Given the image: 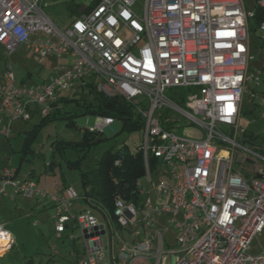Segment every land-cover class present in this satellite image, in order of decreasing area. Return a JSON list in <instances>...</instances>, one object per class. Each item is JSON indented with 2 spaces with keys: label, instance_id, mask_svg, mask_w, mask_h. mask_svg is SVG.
<instances>
[{
  "label": "built area",
  "instance_id": "1",
  "mask_svg": "<svg viewBox=\"0 0 264 264\" xmlns=\"http://www.w3.org/2000/svg\"><path fill=\"white\" fill-rule=\"evenodd\" d=\"M41 1L0 0V46L8 54L32 47L40 62L51 54L69 55L71 64L54 65L48 84L21 86L7 62L0 113L8 109L10 115L0 135L9 136L12 119L31 118L33 104L46 114L58 94L93 75L99 91L121 95L143 117L141 178L153 187L138 181V198L115 197L112 214L102 219L87 210L71 213L72 200L80 197L73 186L53 182V190L39 188L33 179L13 177L8 167L0 193L10 184L14 193L48 198L57 235L68 229L70 239L83 243L78 264H264V251L247 253L252 237L264 229V143L246 140L251 133L239 125L247 82L259 83L248 73L254 10L243 0H144L139 13L135 0H98L61 31ZM257 5L264 9V0ZM259 28L264 30V19ZM175 87L191 88L184 107L165 94ZM249 94L264 106V91ZM163 107L169 116L162 115ZM96 116L91 130L111 128L115 120ZM181 117L201 131L178 134L162 124ZM148 156L156 159L155 180ZM172 225L177 249L165 250ZM13 244L0 223V255Z\"/></svg>",
  "mask_w": 264,
  "mask_h": 264
},
{
  "label": "rangeland",
  "instance_id": "2",
  "mask_svg": "<svg viewBox=\"0 0 264 264\" xmlns=\"http://www.w3.org/2000/svg\"><path fill=\"white\" fill-rule=\"evenodd\" d=\"M92 0H42L41 6L44 12L52 19L55 27L61 31H65L70 25L74 13L68 6H77L82 10L84 6L91 3ZM246 9L255 10L257 0H243ZM144 0H135L134 9L141 13ZM249 31L250 59L248 61V73L258 76L259 83L253 79L247 82V89L243 95V111L241 113L240 126L247 132L257 137V143H264V116L261 112L264 110L263 105H258V98L251 99L249 91H255V95H259L264 91V30L254 28L251 25ZM48 34H42L44 40L48 38ZM54 39V37H53ZM55 40V39H54ZM69 55H47L43 62L38 61V54L33 51L32 47L27 48L25 45L19 46L11 54L0 46V83H3L2 73L6 69V63H10L17 85L30 86L33 84L50 83V74L54 65L71 64ZM69 90V89H68ZM72 89H70L71 91ZM74 90V89H73ZM65 92V91H64ZM67 92V91H66ZM165 94L169 97L170 92L167 90ZM58 115L55 119L44 122L33 136L31 130L34 124H38L41 120L39 114L40 106L32 105L33 114L28 120L15 118L11 123V133L9 138L0 135V177L4 168L8 167L12 170L17 168L15 178L33 179L37 187L52 189L53 182L61 183L65 181L67 185H71L77 192L82 189L80 171L89 170L96 164V159L101 157L102 152L112 146L125 143L127 147L134 148L143 143V130L127 131L121 130V121L114 120L110 127L103 128L102 141L96 143L86 152L72 146L79 140V130L84 128H92L97 120L94 114H83L78 106L73 103L67 106L60 104ZM70 111V112H67ZM162 115L169 116L170 109L163 107ZM49 112H52L49 111ZM52 114V113H51ZM72 114L71 119L74 120V126L66 124L67 120L64 115ZM74 114V115H73ZM178 122L169 120L170 126L177 125L174 129L178 134L197 135L201 130L199 126L189 124L185 119L180 118ZM162 124L166 127L164 121ZM226 134L233 136L226 126H222ZM21 132V133H18ZM26 140L25 138H29ZM240 140L239 137H237ZM68 142L71 146L55 148L52 150L53 141ZM26 149L23 150V145ZM244 144L250 145L249 142ZM75 145V144H74ZM30 148L31 150H28ZM34 151V153H33ZM79 159L75 168L69 166L68 160ZM50 161H53V167L47 168ZM14 168V169H13ZM47 168V169H46ZM154 180L157 179L153 174ZM146 179L141 178L139 183L146 188H152V185L146 183ZM1 186V179H0ZM6 193V195H5ZM5 193H0V223L4 224L14 238L12 247L0 255V264H20L25 258L32 257L36 264H78V257L82 258L83 243L80 239L74 240L64 236L57 237L53 232L52 216L55 207L47 199H38L35 196H26L14 193V188L7 184ZM69 210L73 214L80 211H90L97 218L102 219L103 214L94 208H91L82 196L72 200V206ZM106 212V211H105ZM109 216L110 214L106 212ZM175 228L169 227L165 233V250L167 247L177 249L174 241ZM75 237L78 236V230L73 229ZM170 250V249H169ZM57 251V254H53ZM264 251V229L255 234L249 244L247 253L256 256ZM76 254H79L78 257ZM176 254L169 256L171 262L176 258ZM49 258L48 261H46ZM164 259V264H165Z\"/></svg>",
  "mask_w": 264,
  "mask_h": 264
},
{
  "label": "trees",
  "instance_id": "3",
  "mask_svg": "<svg viewBox=\"0 0 264 264\" xmlns=\"http://www.w3.org/2000/svg\"><path fill=\"white\" fill-rule=\"evenodd\" d=\"M98 0H92L90 4L84 6L82 10H79L77 6H68L69 9L74 13L75 17L85 9L92 7L97 3ZM264 9L257 5L253 11L254 15L248 20L249 30L253 24L254 28H259L261 22L264 19ZM70 89H72L70 91ZM67 90L65 94H58L56 101L53 103L52 112L41 115V120L38 124H34L31 130V135L36 133L40 126L51 119H55L58 115L60 105L67 106L72 104L78 106L83 114H94V115H108L114 117L115 120L121 121V130L135 131L140 130L143 127V117L135 111L134 104L118 94L107 95L96 88V80L93 75L82 77L80 81L74 83L72 88ZM74 89V90H73ZM191 88L175 87L170 88L169 98L184 107L185 96L188 94ZM253 100V99H252ZM244 105V102H243ZM242 105V111H243ZM32 113L31 115L33 114ZM70 112V111H67ZM52 113V114H51ZM74 115V114H73ZM72 114L64 115L63 118L67 120L66 124L74 126V120L71 119ZM166 127L176 128L177 125H171L169 121H164ZM173 122V121H172ZM79 140L74 143L77 149L86 152L87 149L93 147L99 141H102L103 131L91 130L90 128H84L79 130ZM25 138L30 140L31 137ZM9 138V136L7 137ZM257 139L254 134H247L246 140ZM26 145H23V150L26 149ZM71 146L68 142L53 141L51 144L52 150L55 148L61 150V148ZM28 150H31L28 148ZM34 153V151H33ZM101 157L96 159V164L89 170L80 171L82 189L79 193L80 196L84 197L87 204L94 209L99 210L102 214L108 212L112 214L113 201L115 197L121 196L129 199L130 197L138 198L137 182L145 174V161L143 157V151L140 148V144L134 148H129L125 143L119 145H112L106 148ZM79 159L68 160L66 162L72 168H75ZM54 162L50 161L47 168H52ZM148 166L150 171H154L156 167V159L148 156ZM46 168V169H47ZM63 187L67 186L65 181H62ZM38 199H41L38 197ZM47 199L48 198H43ZM52 204V202L49 200ZM106 211V212H105ZM70 230L61 233L68 237ZM49 258L46 260L48 261ZM54 263V260H53ZM20 264H36L32 257L25 258Z\"/></svg>",
  "mask_w": 264,
  "mask_h": 264
},
{
  "label": "crops",
  "instance_id": "4",
  "mask_svg": "<svg viewBox=\"0 0 264 264\" xmlns=\"http://www.w3.org/2000/svg\"><path fill=\"white\" fill-rule=\"evenodd\" d=\"M28 48V47H27ZM34 51V50H33ZM35 52V51H34ZM67 91V90H66ZM61 92L60 94H65V93H67V92ZM8 115H10V110H5L4 112H2V113H0V128H1V125L2 124H4V123H6L7 122V116ZM13 120V119H12ZM11 123H12V121H11ZM11 123H10V133H11ZM10 133H9V135H10ZM18 133H21V132H18ZM14 169V168H13ZM16 174H18L17 173V168L16 169H14L13 170V177H15L16 176ZM2 176V175H1ZM27 178V177H26ZM0 179H1V177H0ZM16 179H18V178H16ZM22 179H25V177L24 178H22ZM58 184H60V185H62V182L61 183H58ZM66 185H67V183H65ZM38 186V185H37ZM62 188H63V186H62ZM6 195V194H5ZM53 232H54V234L57 236V237H61V234H60V236H58L57 235V233L55 232V230H54V224H53ZM63 236V235H62ZM53 254L55 255V254H57V251H54L53 252ZM53 264H56V262H54Z\"/></svg>",
  "mask_w": 264,
  "mask_h": 264
},
{
  "label": "snow or ice",
  "instance_id": "5",
  "mask_svg": "<svg viewBox=\"0 0 264 264\" xmlns=\"http://www.w3.org/2000/svg\"><path fill=\"white\" fill-rule=\"evenodd\" d=\"M77 27L79 28V27H81V25H77ZM117 43H119V41H117ZM233 109H232V106L231 105H229V112H231Z\"/></svg>",
  "mask_w": 264,
  "mask_h": 264
}]
</instances>
